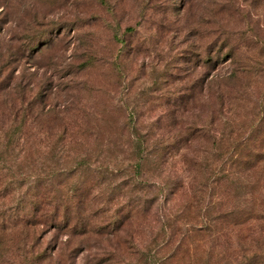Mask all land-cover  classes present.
<instances>
[{
    "label": "trees",
    "instance_id": "1",
    "mask_svg": "<svg viewBox=\"0 0 264 264\" xmlns=\"http://www.w3.org/2000/svg\"><path fill=\"white\" fill-rule=\"evenodd\" d=\"M207 1L212 4L199 14L206 25L203 45L192 54L180 41L160 67L150 60L155 77H144L142 87L135 88V82L143 68L130 77L125 54L139 56L145 41L138 43L139 37L134 43L137 26L125 28L128 38L114 33L121 45L105 66L125 82L124 99L115 104L104 99L111 94L105 85L87 81L74 83L78 90H73L72 105L46 109L43 88H31L26 100L23 78L16 79L15 72L3 75L5 67L26 57L10 54L0 61V264H67L92 239L95 246L110 243L102 247L99 264H264V91L253 90L250 69L236 62L234 31L226 27L233 1ZM181 2L171 3L177 22L193 15L192 0ZM219 16L222 25L214 21ZM78 48L83 53L74 61L77 72L102 64L104 57L91 52V45L79 41ZM262 50L264 55V45ZM154 55L153 50L144 56ZM225 57L233 61L228 74L211 73ZM199 59L204 68L194 74L193 62ZM17 86L22 91H13ZM157 110L160 115L143 120L142 114ZM122 111L125 120L120 121L114 115ZM100 119L111 130L127 132L130 163L105 164L116 157L96 135L92 151H99L97 161L81 153L69 163L64 155L63 168L46 170V162H60L76 133L96 130L91 121ZM35 163L41 169H26ZM148 186L157 192L148 195ZM94 189H100L99 203L91 197ZM214 194L221 202L214 201ZM176 195L183 198L173 215L154 212L160 196L167 202ZM106 197L117 201L109 215L100 213ZM88 207L92 213H86ZM40 226L54 230L56 248L54 242L40 248ZM64 232L71 238L61 246Z\"/></svg>",
    "mask_w": 264,
    "mask_h": 264
},
{
    "label": "rangeland",
    "instance_id": "2",
    "mask_svg": "<svg viewBox=\"0 0 264 264\" xmlns=\"http://www.w3.org/2000/svg\"><path fill=\"white\" fill-rule=\"evenodd\" d=\"M172 1H175L177 5L182 0H0V61L4 60L5 57L10 59V54L26 57L21 61L10 64L9 68L5 67L7 70L3 75L10 76V72H15L16 79L21 80L23 78V83L26 86L25 91H22L18 86L13 91H22L26 100L32 97L33 90L31 88L34 90L43 88L46 95L44 97L47 103L45 105L46 109L54 106L62 109L72 105L76 99L74 93H77L73 90H78L73 86L74 83L83 82L82 84H84L88 83L87 81L94 87L105 85L108 90H111V94L104 96V99L111 100V103L115 104L124 99L125 88H121V86L125 82L120 75L109 69L110 67L105 66L107 64L105 61L112 63V59L116 57L121 45L120 42L114 41V33L118 35L119 39L122 37L128 38L130 34H124L123 36L125 28L127 26H137L138 36L135 38L134 43L139 37L138 43L145 41L144 45L141 46L147 50L140 49L139 56L133 58V55H129V51L125 54L126 65L128 64V67L132 68L129 74L130 77L137 73L139 67L143 68V71H141L142 77L135 82V88L146 85L142 81L144 77L147 81L154 79L155 71L151 73L149 61L153 60L154 63L157 61L160 67L165 60L174 55L179 49L180 41H183L184 47L190 46L189 52L192 54V49L196 51L195 48L203 45L206 25L202 22L204 17L199 18V14L208 6V1L192 0V4H194L192 6L193 15L185 20L180 19L178 22L176 21L178 16L176 12H173ZM232 1L234 13L229 22L226 23V27L234 31L233 41L236 44V62L238 65L246 64V67L250 69L251 87L254 91L263 92L264 70L260 75L259 69H264L262 50L264 45V0ZM180 4L182 6V2ZM177 9L179 8L177 7ZM214 21L218 25L224 23L220 16ZM138 22L139 24L136 25ZM215 28L216 26L213 25L212 29ZM206 39L209 41L211 37ZM79 41L81 44L91 45V48H89L91 52L93 51L97 56L104 57V60L101 61L102 64L84 72H77L78 69L75 67L76 63L74 61L76 62V57L83 53L78 48ZM153 50L156 55L153 57L144 56L148 51ZM193 65H195L193 67L194 74H201L204 67L200 59L193 62ZM215 67V70L211 73L226 75L233 67V61L229 62L228 58L225 57ZM159 70L156 71L157 75ZM74 77L78 80H74ZM252 98L254 99V97ZM159 112L157 110L150 114H142V118L144 121H148L147 117L152 119L156 115H160ZM72 113L71 110L69 115ZM114 116L120 121L125 120L123 111L118 116ZM102 120L104 119L91 121L92 126L97 128L96 130L93 129L88 133H76L69 150L67 149L65 153H62L60 162L57 165L50 163V161L46 162L44 165L46 170L49 167L50 169L63 168L64 155L69 156V163H75L74 158H78L77 156L81 153H91L93 154L92 161H97L99 151H92L97 143L95 141L96 135H102L99 140L101 147L111 150L114 157H116V160L112 159V162L105 164L118 168L130 163L133 156L130 155L131 141L127 137V132L123 133L117 129L111 130L105 126ZM57 125L51 126L57 127ZM83 134L90 136L85 139ZM68 137L69 135H67ZM110 140H112L111 143H109ZM44 149L47 152L48 147H44ZM22 157L21 154L20 158ZM45 157L47 159L50 156L46 155ZM176 166L180 170L181 163L178 162ZM41 167L40 163H35L34 167L30 165L26 169L34 171L41 169ZM79 177L80 175L77 174L74 179ZM120 179L121 177L118 181H121ZM146 192L148 195H152L157 190L154 186H148ZM100 195V189L93 190L91 197L94 199V203L100 202ZM176 196L178 197L169 199L167 202H164V199L160 196L154 203V212L167 213L169 216L173 215L183 198L179 195ZM213 199L221 202L220 197L215 196V194ZM105 201H108V203L105 204L104 211L102 209L100 213L112 214L117 207L115 205L117 201L108 197L103 200V202ZM86 213H92L90 207L87 208ZM210 213H214V211L211 209ZM44 228L41 226L38 228L40 230L38 233L42 232L40 235V248L46 247L51 242L56 243L54 245V248H56L57 240L54 239V230L48 232L49 229L46 227L47 230L42 231ZM262 234L264 235V233ZM70 238H68L66 232L62 233V237L59 238L61 246L62 242L64 243ZM144 238L147 239V235ZM89 244V248L80 252L77 257L67 264H99L97 259L102 256V247L110 248V243L103 240L95 246L97 242L92 239ZM63 247L65 246L63 245ZM261 247H264V244ZM162 253L159 252V255Z\"/></svg>",
    "mask_w": 264,
    "mask_h": 264
}]
</instances>
